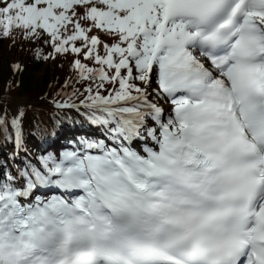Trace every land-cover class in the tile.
I'll use <instances>...</instances> for the list:
<instances>
[{"label": "snow or ice", "instance_id": "snow-or-ice-1", "mask_svg": "<svg viewBox=\"0 0 264 264\" xmlns=\"http://www.w3.org/2000/svg\"><path fill=\"white\" fill-rule=\"evenodd\" d=\"M14 28L97 134L33 155L0 114V264H264V0H0Z\"/></svg>", "mask_w": 264, "mask_h": 264}, {"label": "trees", "instance_id": "trees-1", "mask_svg": "<svg viewBox=\"0 0 264 264\" xmlns=\"http://www.w3.org/2000/svg\"><path fill=\"white\" fill-rule=\"evenodd\" d=\"M19 34L20 29L14 28L9 36L0 38V114L7 109L9 117L13 115V109L4 96L34 94L42 98L45 102L38 108L42 110L24 108L26 115L22 120L26 143L31 140L33 143L31 148L40 152L44 148L46 138L55 129L60 128L63 136H69L73 132H69L66 126L76 127L77 124L85 126L84 117L75 110H61L48 104L49 101L61 99L69 94L68 88H79L82 91L83 85L75 84L73 81L68 88L63 87L66 77L68 75L72 77L74 73L71 69L70 56H58L55 60L37 57L38 51L41 56L51 52V46L43 42L47 38L46 35L27 43ZM17 60L21 68L14 71L11 63ZM33 117L42 121L39 127L36 126ZM59 139L64 140V137ZM27 146L30 147L28 143ZM8 151L12 154L10 143L7 147L0 145V156L5 157Z\"/></svg>", "mask_w": 264, "mask_h": 264}, {"label": "rangeland", "instance_id": "rangeland-1", "mask_svg": "<svg viewBox=\"0 0 264 264\" xmlns=\"http://www.w3.org/2000/svg\"><path fill=\"white\" fill-rule=\"evenodd\" d=\"M6 101L10 104L11 108L13 109V113L16 111L17 107L20 108H29V109H38L40 104L45 102L42 98L31 94L26 96H5ZM41 108V107H40Z\"/></svg>", "mask_w": 264, "mask_h": 264}]
</instances>
